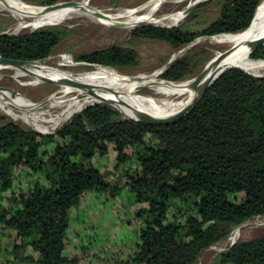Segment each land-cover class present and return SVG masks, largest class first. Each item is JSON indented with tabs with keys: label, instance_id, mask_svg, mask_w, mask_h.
Instances as JSON below:
<instances>
[{
	"label": "trees",
	"instance_id": "1",
	"mask_svg": "<svg viewBox=\"0 0 264 264\" xmlns=\"http://www.w3.org/2000/svg\"><path fill=\"white\" fill-rule=\"evenodd\" d=\"M260 1L223 0L218 17L197 33L147 25L131 36L179 49L200 37L235 34L250 25ZM67 33L48 26L0 35V56L42 62ZM137 57L131 48L110 47L77 61L117 68L134 66ZM196 58L173 61L161 78L187 81L203 65ZM250 59L264 61V46ZM110 149L117 167L104 175L97 162ZM86 193L112 202L126 194L135 206L139 228L125 259L88 255L83 245L73 257L65 254L70 211ZM256 217H264V77L230 68L185 116L164 126L134 122L102 103L51 134L0 116V235L12 247V259L2 264H91L94 258L102 264H197L203 251ZM215 264H264V233L235 242Z\"/></svg>",
	"mask_w": 264,
	"mask_h": 264
},
{
	"label": "rangeland",
	"instance_id": "2",
	"mask_svg": "<svg viewBox=\"0 0 264 264\" xmlns=\"http://www.w3.org/2000/svg\"><path fill=\"white\" fill-rule=\"evenodd\" d=\"M17 1H20L30 7L42 8L44 6L41 4L45 0ZM67 1L79 3L83 0H55V3ZM148 1L149 0H87L88 6L91 10L97 12L102 11V13H109L112 15L140 7ZM196 2L197 0H167L163 2V5L161 4L155 13V16L158 18L157 20L159 22L153 26L170 28V25L164 21H160V19L168 14L183 11ZM222 2L223 0H200V3L196 6V8H193V10L189 12L175 27L183 28L194 33L202 31L218 17ZM15 13L16 12L13 10L0 7V33L17 36L48 26H56L67 30L68 33L59 43V45L54 48L53 53L41 63H46L49 67L59 69L66 74H71L74 77L82 76L97 67V65L78 62L77 58L79 56L110 47H120L131 48L137 53L138 56L134 66L112 68L117 72L127 76H148L158 71L157 79H162L161 75L173 61L185 57L195 58L197 56L195 62L196 65L200 62H203V65L196 66L193 69L191 75L188 78L189 80L201 72L207 62H209L216 55L217 51L220 52L229 49L228 46L211 43V37H200L193 43L179 49H173L167 43L161 41L133 39L131 33L136 28L127 30L126 28L117 24L111 25L112 27L107 26L99 22L98 18L94 15L91 16L84 11L72 13L65 19L55 24L44 25L35 29L24 27L27 24L32 23L33 18H20L15 16ZM259 76L264 77V71H262ZM61 90L62 86L57 84V82H44L42 80L36 81L34 77L28 74H25L24 77H18V75L12 69L0 70V96H3L6 100H8V97L9 100H13L14 97L16 98L20 96L24 100L34 104L35 107H38V110L36 111L44 112L48 119H54L62 111L61 109L57 108L49 109V103L53 104L54 102L62 100L64 101L63 105H66L69 100H73L74 96H68L67 98L61 99ZM139 93L151 95L157 99L163 98L159 94H154L151 90L146 88L141 89ZM75 97H78V101L83 98L79 96ZM169 99L172 100L175 99V97L171 96ZM91 104L93 103L86 104V107ZM15 114L19 116L21 114L29 115L30 112L18 110L15 112ZM0 116L14 121L24 129H33V127L26 125L22 121H16L12 119L11 117L4 114L1 110ZM68 120L61 121L55 126H51L49 123H41L39 125L43 128L49 129V133L46 134H51L63 126ZM115 157V153L110 149L107 156L98 160V166L104 175L115 171L117 167ZM20 183V187L25 188V181L22 180ZM121 196L122 197L120 200H116L114 203L107 199V212L109 215L111 214L110 211H113V220L109 219V217H107L105 214V217L102 220L91 221L90 225H92V227L89 224L87 225V227L90 226V228L87 229L88 233L86 237L82 235L80 237V242L83 244H80V242L78 243V251H81L80 246L83 245L84 248L82 250H84L88 255L95 253L99 257H102L105 255L111 256L113 254H118L122 257V259H125L128 256L136 242L135 235L139 225L133 220L135 206L133 205L132 201L127 200L126 194H122ZM104 199L106 200V198ZM122 200L125 201L122 202ZM83 232H79V235ZM73 233L74 231H68L70 240H74L76 237H74ZM263 233L264 217H256L248 220L234 229L228 239L210 246L207 250L203 251L198 258L197 264H215L216 255L223 249L227 248L230 243L252 240ZM66 247L67 248L65 251L68 249H73L72 245H68ZM11 251L12 247L9 244L8 239L4 235H0L1 264L4 263L5 260L12 259ZM95 261V258L92 259L91 264H93ZM102 261L100 260L98 262L97 260L94 264H102ZM85 264L90 263L87 262Z\"/></svg>",
	"mask_w": 264,
	"mask_h": 264
},
{
	"label": "bare ground",
	"instance_id": "3",
	"mask_svg": "<svg viewBox=\"0 0 264 264\" xmlns=\"http://www.w3.org/2000/svg\"><path fill=\"white\" fill-rule=\"evenodd\" d=\"M165 1L167 0H152L146 8L139 11L134 8L122 13L118 12L119 14L116 15L104 13L107 19L98 18V21L107 26L117 24L127 30L135 29L142 23L156 25L159 21L155 13ZM0 7L15 11V16L17 17L33 18L32 23L24 26L31 29L55 24L72 13H79L80 11H84L91 16L94 15L93 10L88 6L87 0L77 3L76 7L61 8L45 14L41 12V7H30L17 0H0ZM183 18V11H179L164 16L160 21H164L170 25V27H175ZM263 38L264 0H261L254 12L250 25L245 30L235 34H222L211 37V43L228 46L229 51L206 76L214 70H220V74L229 67H238L248 74L259 76L262 71H264V61L250 59L251 48L253 47L251 44L257 43ZM220 52L217 51L216 55ZM1 69H12L18 77H24L25 74H28L34 77L36 81L47 79L57 83L69 81L83 85V88H77L66 83L61 85V99L67 98L68 96L74 97L73 100H69L66 105H63L64 101L62 100L54 102L53 104L47 103L49 109L57 108L62 110L54 119H48L44 112L36 111L38 107H35L34 104L24 100L20 96L15 98L13 95V100H9V97L8 100H6L3 96H0V110L4 114L16 121L24 122L26 125L33 127L35 131L42 134L49 133V129L43 128L39 124L49 123L51 126H55L59 122L66 121L74 114L82 111L86 107V104L106 102L112 105L124 117L135 120L144 118L167 119L186 108L196 95V92L193 90H186L183 88L187 81L169 83L158 80V71L148 76H127L112 68L97 66L94 70L82 76L74 77L71 74H66L59 69L51 68L46 63L41 62L22 64L15 68H5L0 65V70ZM144 88L151 90L154 94H159L163 98L157 99L151 95L140 94L139 92ZM75 96L83 98L78 101V97ZM171 96L175 97V99H169ZM18 110H25L26 112H30V114L16 115L15 112Z\"/></svg>",
	"mask_w": 264,
	"mask_h": 264
},
{
	"label": "water",
	"instance_id": "4",
	"mask_svg": "<svg viewBox=\"0 0 264 264\" xmlns=\"http://www.w3.org/2000/svg\"><path fill=\"white\" fill-rule=\"evenodd\" d=\"M151 1L152 0H149L147 3L143 4L140 7H137L136 9L139 11V10L146 8L150 4ZM199 3H200V1H197L193 5L187 7L185 10H183V16L185 17ZM76 6H77L76 2H72V1L60 2V3H55L53 5L42 7L41 12L43 14H45V13L55 11V10H58L61 8H72V7H76ZM93 14L97 18L105 19V20L107 19V16L102 12L93 11ZM147 25H152V24L142 23L138 27H143V26H147ZM5 34L6 33H0V35H5ZM251 45L253 46L251 48V53H252L257 48L264 46V38L261 41H258L257 43H254ZM228 51H229V49L220 52L218 55H215L209 62H207L205 67L201 70V72L198 75H196L192 79L187 80V83L184 84L183 88L186 90H193L194 92H196V95H195V98L191 101V103L186 108L179 111L176 115H174L170 118H167V119H150V118H144V119H139V120L130 119V118H127V119L132 120V121L137 122V123H140V124H143V125H148V126H164V125H169V124L175 123L178 120H180L196 104V102L199 100V98L205 93V91L210 87V85L217 79V77L221 73H223L224 71H226L230 68H238V67H229V68H226L224 71H222L220 74H219L220 70H214L212 73H210L208 76H206L210 70H212L214 67L217 66V64L222 60V58L225 56V54ZM33 63H38V62H22V61H16V60H12V59H5V58H2L0 56V65L5 67V68H7V67H10V68L14 67L15 68V67H18L22 64H33ZM238 69H240V68H238ZM242 71H244V70H242ZM249 75H251V74H249ZM251 76H253V75H251ZM254 77H260V76H254ZM41 80L44 82H52V81L47 80V79H41ZM158 80H160L162 82H169V81H166L164 79H158ZM64 83L71 85V86H75L77 88H83V85L76 84V83L69 82V81H62L61 83H57V84L63 85ZM96 103L107 104L106 102H96ZM108 105H110V104H108ZM38 133H40V132H38Z\"/></svg>",
	"mask_w": 264,
	"mask_h": 264
},
{
	"label": "crops",
	"instance_id": "5",
	"mask_svg": "<svg viewBox=\"0 0 264 264\" xmlns=\"http://www.w3.org/2000/svg\"><path fill=\"white\" fill-rule=\"evenodd\" d=\"M124 201L125 200H122V202ZM106 203H108V201L105 200L103 197L101 196L97 197L96 194L94 193H86L83 195L79 206L76 208H73L70 211V222H69L68 231L70 230L72 232L74 231L73 235L74 237L75 236L76 237L74 240H70L69 234H67L68 236L67 244L72 245V248H73V249H68L67 251H65L67 256L73 257L76 253H78L79 248L77 247V245L81 241L80 237L81 235L86 237L88 233L87 229L90 228V226L92 227V225H90L91 221H97V220L100 221L105 217L104 216L105 214L107 215V217H109V219L113 220V217H112L113 211L112 212L110 211L111 214L108 215V212H107L108 208H107ZM88 224L90 226L87 227ZM78 231L80 233L81 231L82 232L84 231V232L79 235ZM80 244H83V243L80 242Z\"/></svg>",
	"mask_w": 264,
	"mask_h": 264
},
{
	"label": "built area",
	"instance_id": "6",
	"mask_svg": "<svg viewBox=\"0 0 264 264\" xmlns=\"http://www.w3.org/2000/svg\"><path fill=\"white\" fill-rule=\"evenodd\" d=\"M234 243H230V245L227 247V248H225V249H223L222 251H225V250H227L230 246H232ZM221 251V252H222ZM220 253V252H219Z\"/></svg>",
	"mask_w": 264,
	"mask_h": 264
}]
</instances>
